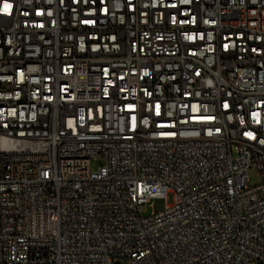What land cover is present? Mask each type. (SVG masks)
Segmentation results:
<instances>
[{
    "label": "built area",
    "instance_id": "2783aa9c",
    "mask_svg": "<svg viewBox=\"0 0 264 264\" xmlns=\"http://www.w3.org/2000/svg\"><path fill=\"white\" fill-rule=\"evenodd\" d=\"M0 264H264V0H0Z\"/></svg>",
    "mask_w": 264,
    "mask_h": 264
},
{
    "label": "rangeland",
    "instance_id": "374dc122",
    "mask_svg": "<svg viewBox=\"0 0 264 264\" xmlns=\"http://www.w3.org/2000/svg\"><path fill=\"white\" fill-rule=\"evenodd\" d=\"M101 162H103L102 159H94L92 162V167L96 169L101 164ZM258 181H259V175L257 171L254 169L250 170V185H254L258 183ZM164 205H165L164 200L156 199L153 202V206L150 205L145 209L143 215L148 216L152 214L153 210H162L164 208Z\"/></svg>",
    "mask_w": 264,
    "mask_h": 264
},
{
    "label": "snow or ice",
    "instance_id": "6c2138e0",
    "mask_svg": "<svg viewBox=\"0 0 264 264\" xmlns=\"http://www.w3.org/2000/svg\"><path fill=\"white\" fill-rule=\"evenodd\" d=\"M10 7H11L10 5H7V4H6V5L4 6V10L7 11L8 8H10Z\"/></svg>",
    "mask_w": 264,
    "mask_h": 264
}]
</instances>
